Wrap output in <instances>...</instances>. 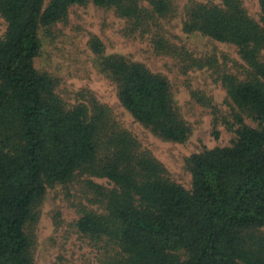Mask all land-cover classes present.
I'll list each match as a JSON object with an SVG mask.
<instances>
[{"label":"trees","instance_id":"16d2710c","mask_svg":"<svg viewBox=\"0 0 264 264\" xmlns=\"http://www.w3.org/2000/svg\"><path fill=\"white\" fill-rule=\"evenodd\" d=\"M88 2L113 9L140 32L173 10L171 0H0V264H32L26 228L34 206L46 186L83 174L109 183L88 181L103 212L84 211L76 222L102 243L101 264H264V0L258 21L242 0L187 8L184 32L234 45L245 64L243 78L220 76L230 102V119L222 120L235 136L186 159L189 189L167 176L108 107L92 100L66 108L50 76L35 68L40 31ZM151 42L158 54L202 66L159 33ZM100 63L137 122L166 141L188 138L164 77L118 55Z\"/></svg>","mask_w":264,"mask_h":264},{"label":"rangeland","instance_id":"374dc122","mask_svg":"<svg viewBox=\"0 0 264 264\" xmlns=\"http://www.w3.org/2000/svg\"><path fill=\"white\" fill-rule=\"evenodd\" d=\"M173 10L157 18L147 32L128 28L126 20L113 9L92 2L70 6L64 19L39 33L41 49L35 68L50 76L54 93L66 108L92 100L109 108L111 118L130 132L141 146L159 160L167 176L189 189L191 174L185 161L204 148L229 145L235 134L223 123L230 119V102L220 76L231 73L243 78L245 64L234 45L213 40L200 33L182 30L191 2L218 3L219 0H171ZM148 7V3H144ZM247 13L260 17L258 0H242ZM6 23L0 16V37ZM159 33L189 57L202 64L192 65L179 56L154 51L151 34ZM98 41L101 52L93 48ZM118 55L144 65L169 84L171 103L189 128L184 142L166 141L137 122L118 99L115 82L101 67L104 56ZM264 60V50L261 51ZM196 96L206 99L197 100ZM245 123L255 126L249 118ZM109 187L104 178L77 175L68 183L46 186L27 225L31 239L32 264H101L103 245L80 232L77 220L84 211L103 212L88 181ZM264 229V228H263Z\"/></svg>","mask_w":264,"mask_h":264}]
</instances>
